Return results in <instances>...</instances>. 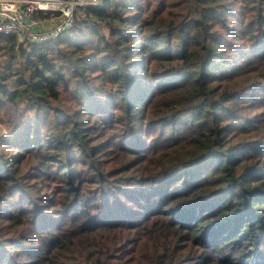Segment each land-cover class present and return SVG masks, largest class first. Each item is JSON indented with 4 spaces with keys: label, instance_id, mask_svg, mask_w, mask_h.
<instances>
[{
    "label": "trees",
    "instance_id": "16d2710c",
    "mask_svg": "<svg viewBox=\"0 0 264 264\" xmlns=\"http://www.w3.org/2000/svg\"><path fill=\"white\" fill-rule=\"evenodd\" d=\"M172 7L184 8L188 16L169 21L168 9ZM263 46L264 0H106L102 7L77 8L72 26L55 40L32 43L17 36L0 35V122L7 120L14 125L9 131L10 137H0V221L20 222L25 226L17 236L0 234V264H209L210 260L205 257L210 250L221 247V239L227 238L226 225L229 230L236 226L240 239L252 231L251 226L264 230L261 227L264 211H254L250 204L253 201L249 199L255 198L253 194L264 195V180L259 182L261 189L255 190L247 184L250 181L247 165L239 172L232 170L235 164L247 159L245 152L237 151L243 147L226 150L227 154L231 152L226 158V167L222 168L223 162L214 171L221 173L222 187L212 190L206 178H197L199 182L190 186L189 179L196 180L192 177L197 172L185 174L204 155L225 146L220 144L222 137L217 134L216 116L212 119L217 103L210 96L216 93L215 88H221L219 83L224 86L214 99L219 104L226 101L238 104L250 93L258 92L256 89L264 88V69L253 79L250 73L254 62L258 61L257 66L264 64ZM244 47L253 50L256 56L246 68L234 70L237 64L233 59ZM158 61L168 69L151 72L152 62ZM187 72L191 73L187 76ZM145 77L164 81L155 84ZM94 79L98 83L90 85ZM109 80L114 87L112 91L101 86ZM213 84L217 85L213 87ZM230 84H234L233 88H229ZM113 91L119 93V99L112 96ZM62 95L79 103L78 109L69 110ZM87 98L94 100L95 106L88 109L85 113L88 115L78 113ZM110 104L114 105L112 109L107 107ZM122 104L124 112L117 114L114 110ZM157 105L165 110L156 113L148 123H157L162 130L169 125L173 135L177 129L183 130L174 143L186 139L192 127L198 136L192 139L195 145L188 153L171 159L155 174L144 175L156 182L157 188L148 193L149 205L143 203L141 207L137 196L140 192L136 194L137 199L131 200L136 209L145 210L141 213L122 202L123 196L133 190L126 183H135L137 179H113L117 172H104L103 163L97 162L103 154V143H97L99 139L91 140L89 133L98 128L101 136L104 132L110 135L111 131L117 132L116 124L129 123L122 132L123 140L128 130L134 134L138 127H143V120L149 118V111ZM190 114L194 120L191 125L185 119L166 124L172 118ZM133 115H138L135 123H131ZM90 117L101 119V124L87 125ZM32 119L38 128L27 131ZM43 126L56 135H47L41 144L35 136L38 132L44 133ZM228 129L230 126L223 127V134ZM134 137L117 145L116 150L126 151L138 159L155 151L156 148L151 152L143 145L144 139L136 141ZM49 143L61 155L31 149L39 145L44 150L42 146ZM163 145L155 142V146ZM5 147H9L6 156ZM12 147L17 153L11 154ZM74 151L85 156L82 170H88L90 177L75 170L79 165L73 164L74 156L71 159ZM31 154L38 157L27 164H30L26 174L29 178L43 176V172H48L43 171L47 169V162L59 161L49 171L61 183L57 195L47 198L49 207L39 202V190H29L31 184L23 182V176L18 174L22 159ZM33 169L39 172L30 173ZM177 178L180 181L186 178L189 186L176 185ZM83 183H95L96 187L85 194ZM159 193L160 203H157ZM226 194L232 197L236 208L230 209L228 199L222 210L210 213L212 198ZM236 196L240 197L237 201L233 198ZM255 202L261 203L258 199ZM204 205L207 210L203 209ZM55 207L60 212L52 209ZM188 208L208 212L194 215L187 212ZM259 215L262 216L258 218ZM241 218L250 221L239 227L237 222ZM155 220L160 221V228L164 230L150 238L145 259H131L137 248L129 251L137 239L120 233L154 225ZM170 229L174 234L168 237ZM182 230L193 232L194 237L199 234L196 251L185 256L176 255ZM249 240V247L255 249L258 238ZM223 256L210 264H222L225 259L231 264H251L252 260L248 255L240 261V255L232 252Z\"/></svg>",
    "mask_w": 264,
    "mask_h": 264
},
{
    "label": "rangeland",
    "instance_id": "374dc122",
    "mask_svg": "<svg viewBox=\"0 0 264 264\" xmlns=\"http://www.w3.org/2000/svg\"><path fill=\"white\" fill-rule=\"evenodd\" d=\"M168 10H169V14L167 18L171 22L183 20L186 16H188V13L182 7H179V8L172 7V8H169ZM248 18L252 20L249 14H248ZM51 19H54L55 22L58 21V19H55L54 17H51ZM263 49H264V46H263ZM255 56L256 55H254L253 50H249V48L244 47L243 51L239 52L233 59V63L237 64L234 70H238L240 68L242 69L246 68L247 66H249L248 63L254 60ZM224 61L225 60H223V63ZM214 62H219V61L215 60ZM257 62L258 61L254 62L251 65V66H255V67H252L253 72H250L251 77H252L251 79H253V77H255L256 74L260 70L264 69L263 67L264 64H262L261 66L260 65L257 66L255 64ZM219 63H222V62H219ZM167 69H168L167 65H164L160 61L152 62L151 64V72H164ZM193 71H194L193 73H196V69H194ZM189 73L191 72H187V76ZM186 78L187 77H185V79ZM145 79H147L148 81H155V84H159V82L162 83L164 81L163 78L145 77ZM111 81L112 80H109L107 83H104L101 86H106L107 89L109 88L112 91L114 87ZM97 83H98L97 80L94 79L93 82L90 83V85H96ZM153 85L154 83L152 84V86ZM215 85L217 84H213V87ZM219 85L221 88H215L216 93L211 94L210 96L213 99L212 100L213 103L214 104L217 103V106L215 107L213 115H212V119H213V116H216L217 118L216 123H218L219 125L217 129V134H218V137L220 138L222 137V139L220 140V144L225 143V146L222 149H215V151H212L204 155L203 159L199 160L197 164L192 165L190 168H187L185 174L197 172V175L192 177L196 180L189 179L190 181V184H189V181L186 178L182 179L181 181L179 180L180 178H177L175 184L176 185L180 184V186H183V187L187 186L188 184L190 186H194L196 182H199V180L206 178V180L207 179L210 180V184L208 186L211 187L212 190L218 187H222V184L224 182L221 178V173H218V172L215 173L214 171L218 167H220L223 162H225V164L222 166V168L226 167V158L230 157L231 155V152L227 154L226 150H229L231 148L243 147L242 150H237V151L245 152L247 159L245 161L243 159V161H241L238 165L235 164L234 167H232V170L235 172H239L240 169L244 165H247L246 166L248 168L247 172H249L247 177H250V181L246 179V182L249 181L247 182V184L255 188V190H258V188L260 187L259 182H262L264 180V172H263L264 171V88H261V90L256 89L258 90V92L250 93L248 97L244 98V100L234 105V104H230L229 101L219 104L218 100H214L215 98L218 97L220 90L224 87L222 83H219ZM233 85L234 84H230L228 86L229 88H233L232 87ZM171 93H169L168 95H170ZM112 96L114 98L116 97V99H119L120 97L117 91H113ZM63 97H64V101L67 102V106H69L68 108L69 110L75 111L78 109V106H80L79 103L72 101L70 98L65 97V96ZM64 101H62V103H65ZM105 103L106 102L103 99L102 104L105 105ZM93 106H95L94 100L92 99L89 100V98H87V100L84 103V106L83 105L81 106V109L79 110L78 113L85 114L88 111H90L88 109H90ZM113 106H114L113 104H110L107 107L112 109ZM107 107L105 109L106 111H107ZM116 107L117 108L114 111H118L116 112L117 114L118 113L122 114L124 112L123 104L120 106V108L119 106H116ZM164 110L165 108L160 105H157L154 109L152 108L147 115L149 118L146 117L143 120V127L142 126L138 127L135 130L134 134H133V130L131 131L128 130V134L125 137H123V140L121 139L122 132L124 134V129L126 128L127 125H129V123H126L123 125L121 123L116 124L115 128L117 132L115 130L111 131L110 135L109 134L106 135L105 134L106 132H104V135L101 136L102 132L98 128L94 129L93 131L89 133L91 136L90 138L91 140L95 141L99 139V142L97 143H100V144L103 143V148H102L103 154L98 158L97 162L103 163L102 168L104 172L106 173L107 172H111V173L117 172L118 174H120V175L113 174L112 176L113 179H118L121 177H124V179H130L131 177H134L135 179H137L135 180L136 181L135 183H126V184H130V187L133 190L127 196L125 197L123 196L122 202L125 203V205H127V207H129L130 209L131 208L136 209L135 205L131 202V200H134V198L137 199L136 194H138V192H140L137 196H138V199L141 200L139 202L141 204V207H144L142 206L143 203L145 205H149L151 203V200L148 199V195H149L148 193L156 189L157 185H155L156 182H153V180L152 181L148 180L151 178L144 176L145 174L146 175L155 174L162 165H167V162L170 163L171 159H177L179 158V155L186 154L189 152V150H192L194 148L193 145L195 144L192 143V139L198 136L194 130V127L189 128V132L186 133L187 135L186 139L178 143H174V140L177 139V135H179L180 132H183V130L181 131L180 129H177L176 134L173 135V131L172 132L170 131L169 125H166V129L162 130L157 123L153 125L148 123L151 119L154 118V116H156V113L163 112ZM85 115H88V114H85ZM136 116L138 115L132 116L133 120L131 121V123L136 122V118H135ZM82 117H86V116H82ZM192 117H193V114H190V116L183 117V118L175 117L169 120L168 122H166V124H175L180 119H185L183 121L191 125L194 122ZM120 119H124V117L121 116ZM5 121L6 122H3V121L0 122V137L8 138L10 137L9 131L13 130L14 125H12V123H10L7 120ZM101 121H102L101 119H95V117H90V119L86 122V124L93 125V127H96L99 124H101ZM198 121L199 120L196 119L195 123H197ZM159 124L165 125L161 123ZM49 126L51 125L49 124ZM226 126H230V129H228V131L225 134H223L222 129L223 127H226ZM36 128H38L37 123L35 122V119H32L30 122V128H26V130L35 131ZM41 129L44 130V133L38 132L35 136V139L38 140L39 143L41 144H43L46 141L47 135L48 136L56 135L55 133L51 131V129L49 130L48 127L43 126ZM133 135H135L134 138L136 139V141L140 139H144L143 145L147 146L148 150H151L152 152L153 151L152 149L156 148L155 151L144 157L140 156V158L138 159V158H133L126 151L122 152V151L116 150L117 145H123L124 141H130L129 138H132ZM156 141H160L164 143L163 147L155 146ZM133 146H135V144H133ZM42 147H44L45 149L40 150L39 145H33L31 149L33 152L44 153L45 151H53V153H57L61 155V152L57 150L58 148L53 143H49ZM8 149L9 147H5V149H3L5 156L9 152ZM10 151H11V154H14L15 152L17 153L18 150L12 147ZM78 153L76 151L72 152V157H71V159L73 158V156L75 157V161L73 162V164L79 165L77 166L75 170L80 171V173H83L85 177H90L92 174L89 173L88 170H82L84 169L83 167H85V165H81V163L82 161H84L85 156L81 152H78ZM36 157H38V154L27 155L25 158H23L21 163L18 166V169L20 171L18 174L20 176L21 175L23 176V179H22L23 182H26V184L29 182V184H31L28 187L29 190H32V191L39 190L37 194L39 195V197H41L39 199V202L49 207L50 204L47 198H54L57 195L56 192L59 190V187H60L59 185L61 184L58 182V179L56 178L54 173H50L49 171L52 170L55 164L59 163V161L53 160V161L47 162L45 164L47 165V169L43 168V171H48V172H43L44 173L43 176L36 175L35 177L29 178L27 177L26 174L28 171L27 167H29L30 164L29 165L27 164L29 163V161H31V159H34ZM66 159H67V156L62 158L61 161L66 160ZM120 167L121 169H119ZM31 172H39V170L37 171L36 169H33V170H30V173ZM197 178H199V180H197ZM172 179H175V178H172ZM137 181H139V183H137ZM82 185H85L83 186L85 194L91 193V189L96 187L95 183H88V184L83 183ZM262 187L264 188V184L262 185ZM180 190L182 191L181 187H180ZM159 196H160V193L157 196V203H160L158 200ZM253 196L255 198L253 199L249 198V199L253 201V202H250V204L252 205V207L255 208L254 211L256 210L264 211V195L263 194H253ZM233 198H235L234 199L235 201L240 199V197H237V196ZM45 199H47L46 202L44 201ZM228 199L229 201H231V205H229L230 209H235L236 206L233 203L232 197L226 194V195H220V196L212 198L211 203H213L212 205L213 209L210 210V213L216 212L219 209L222 210V208L225 206V203L227 202L226 200ZM257 199L261 203L255 202V200ZM152 203L154 202L152 201ZM113 205H117V202H114ZM52 209L56 210L59 208L55 207ZM203 209L207 210V206L204 205ZM136 210L137 212H141V213L145 212L144 209H136ZM200 211H201V208L200 209L198 208H193V209L188 208L187 209V212H190L191 214H194V215L198 213H201L203 215V214H207L208 212V211H205V212H200ZM57 212H60V210H56V213ZM116 212L118 214L120 213L118 210H116ZM167 213L168 212L164 214H167ZM245 213H250V212L245 211ZM261 216L262 215H259L258 218ZM139 217L142 219L141 216ZM261 220H262L261 227H264V218ZM249 221L250 220H244L243 218H241L237 223L239 224V227H240L244 224H247ZM206 225L204 227H206ZM160 226H161L160 221L155 220L154 225L146 224L144 225L143 229L138 230V229L133 228L135 230L133 229L124 230L122 233H120V235L123 237L126 235L127 236L133 235V239H137V243L134 246H132V248H130V251H129L131 252L132 250L137 248L136 252L132 253V255L130 256L131 259H135V258L145 259L147 257L146 248L149 244L150 238L164 230V229H161ZM24 227L25 226L24 225L22 226L20 222L9 223L8 221H0V234H2L3 236H10V237L17 236V235L22 234ZM224 228L227 230V233H229L227 235V238L226 239L220 238L221 247H219L220 246L219 245L213 250H210L205 257L206 260H210V263H211L213 259L224 258L223 254L232 252V254L240 255V261H242V259H245L244 257L251 255L252 256L251 264L264 263V230H257L258 227L251 226L252 231L245 234V236L242 239H240L239 234L236 233V226L231 228L230 230H229L228 225H226ZM123 233H126V234L124 235ZM170 234H174V230L170 229L167 232L168 237L170 236ZM180 234H179L180 238L177 241V243H179L181 246H180L179 252H177L176 255L185 256L190 253H194L196 251V247L198 246V235L199 234L194 237L193 232H189L187 230H182ZM250 237L258 238L255 244L256 245L255 249H251L249 247L251 245L250 240H249ZM229 247H231V249ZM241 263L243 264V262ZM222 264H231V263L228 262L227 259H225Z\"/></svg>",
    "mask_w": 264,
    "mask_h": 264
},
{
    "label": "built area",
    "instance_id": "2783aa9c",
    "mask_svg": "<svg viewBox=\"0 0 264 264\" xmlns=\"http://www.w3.org/2000/svg\"><path fill=\"white\" fill-rule=\"evenodd\" d=\"M106 0H0V35L17 36L20 40L44 43L59 38L73 24L77 8L102 7ZM50 15L58 21L42 31L41 16Z\"/></svg>",
    "mask_w": 264,
    "mask_h": 264
},
{
    "label": "crops",
    "instance_id": "0c3cea01",
    "mask_svg": "<svg viewBox=\"0 0 264 264\" xmlns=\"http://www.w3.org/2000/svg\"><path fill=\"white\" fill-rule=\"evenodd\" d=\"M40 21L42 22V24L39 25H34L33 29L36 31H42L44 30V28L50 27L54 24V19L51 18H47V19H40Z\"/></svg>",
    "mask_w": 264,
    "mask_h": 264
}]
</instances>
